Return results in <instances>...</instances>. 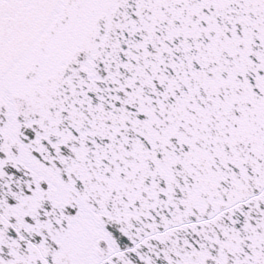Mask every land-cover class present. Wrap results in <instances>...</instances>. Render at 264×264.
<instances>
[{
	"label": "snow or ice",
	"instance_id": "obj_1",
	"mask_svg": "<svg viewBox=\"0 0 264 264\" xmlns=\"http://www.w3.org/2000/svg\"><path fill=\"white\" fill-rule=\"evenodd\" d=\"M0 264H264V0H0Z\"/></svg>",
	"mask_w": 264,
	"mask_h": 264
}]
</instances>
